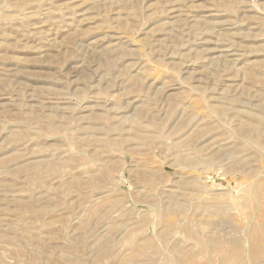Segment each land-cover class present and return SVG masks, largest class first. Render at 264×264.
Wrapping results in <instances>:
<instances>
[{"label":"rangeland","instance_id":"1","mask_svg":"<svg viewBox=\"0 0 264 264\" xmlns=\"http://www.w3.org/2000/svg\"><path fill=\"white\" fill-rule=\"evenodd\" d=\"M0 264H264V0H0Z\"/></svg>","mask_w":264,"mask_h":264}]
</instances>
